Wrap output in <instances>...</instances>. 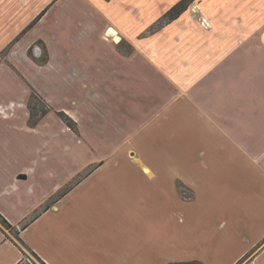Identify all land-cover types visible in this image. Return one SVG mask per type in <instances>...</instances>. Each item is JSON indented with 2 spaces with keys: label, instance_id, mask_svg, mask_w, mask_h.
Here are the masks:
<instances>
[{
  "label": "crops",
  "instance_id": "0c3cea01",
  "mask_svg": "<svg viewBox=\"0 0 264 264\" xmlns=\"http://www.w3.org/2000/svg\"><path fill=\"white\" fill-rule=\"evenodd\" d=\"M181 1H0V41L13 42L0 61V216L12 226L0 218V264H92L95 245L109 262L108 230L78 196L93 164L114 168L140 220L170 202L171 218L201 221L210 254L237 250L224 253L237 264L260 248L249 264H264V0H192L156 28ZM34 91L51 111L31 126Z\"/></svg>",
  "mask_w": 264,
  "mask_h": 264
},
{
  "label": "rangeland",
  "instance_id": "374dc122",
  "mask_svg": "<svg viewBox=\"0 0 264 264\" xmlns=\"http://www.w3.org/2000/svg\"><path fill=\"white\" fill-rule=\"evenodd\" d=\"M12 43L7 44L6 40L0 41V50L4 47L1 53L2 55L0 56V61L7 58L6 56ZM35 47L36 45L31 48L29 54L38 61V58H36L37 56L34 53ZM95 158L96 157H94V161H96ZM99 165L100 164H93V167L83 170L81 175L77 177L78 184H84V179L91 177L88 183L84 184V194H78V196L83 200V209L86 208L87 204L90 207L93 205L95 228L100 225L108 230V234H105V236L109 237V262L107 263V260L102 258L101 253H98V246L95 245V255L92 264H133L136 262V256L134 255L136 248L139 250L138 258L141 262L140 264H156L157 261L165 262L163 264H186L191 262L201 264H226L224 262L229 260V257L231 256L224 253L230 251L231 254L232 252L237 251L215 250L217 256L215 254H210L211 250L205 248V243H201V221L198 225L197 220L193 217L194 215L189 214L185 216L183 213L184 216L182 218L176 212L171 218L172 210L170 202H167L165 206H163L162 202L160 203L158 207L164 208L161 211H158V215H160L159 217H141V223L138 214L136 213L137 216H134L135 211H132L134 206L126 203L118 197L121 190L123 193L124 190L122 186H119L118 178L113 175L114 168H105L95 175L96 167ZM177 187L181 197L191 198L194 196L192 190L189 189L188 186L179 183ZM163 190L168 196H173L172 186H163ZM110 191L112 193V198L108 194ZM90 192H93L92 197H89ZM139 205L141 211L146 208V204L142 200H140ZM102 209L103 211L105 210L108 212L104 216L98 213V211ZM198 218H201V216ZM143 225L153 227H149V230L147 231L143 229ZM167 226L168 231L166 229ZM171 227H174V231L172 229V232L170 229ZM96 234L97 233L95 232V237L98 236ZM111 237L115 238L118 242V246H116V243ZM162 237L173 238L174 247L168 250L165 249V243L162 240ZM150 242H157V247H151L152 244ZM144 243H147V245H144ZM260 250V248H256L249 256H246L237 264H249L252 262L255 253ZM129 253L133 256V262L125 263L122 255L126 258ZM178 256L184 258L187 257L189 260L187 262L173 260Z\"/></svg>",
  "mask_w": 264,
  "mask_h": 264
},
{
  "label": "trees",
  "instance_id": "16d2710c",
  "mask_svg": "<svg viewBox=\"0 0 264 264\" xmlns=\"http://www.w3.org/2000/svg\"><path fill=\"white\" fill-rule=\"evenodd\" d=\"M192 0H182L179 2L177 5H175L164 17L159 21L157 24V27H161L164 24L176 19L183 11L186 10L188 4ZM34 22L29 25L28 28H30ZM29 108H30V113H31V118H30V124L31 126H36L39 121L49 112L51 111V108L46 104V102L43 100V98L37 94L35 91L31 95L30 103H29ZM60 116L62 119L67 123V125L75 130V123L74 121L66 114L63 112H60ZM1 218V216H0ZM3 221V224L5 227L8 229H12V226L3 218H1ZM186 264H201V263H186Z\"/></svg>",
  "mask_w": 264,
  "mask_h": 264
},
{
  "label": "bare ground",
  "instance_id": "6f19581e",
  "mask_svg": "<svg viewBox=\"0 0 264 264\" xmlns=\"http://www.w3.org/2000/svg\"><path fill=\"white\" fill-rule=\"evenodd\" d=\"M118 41H120V39H118Z\"/></svg>",
  "mask_w": 264,
  "mask_h": 264
}]
</instances>
